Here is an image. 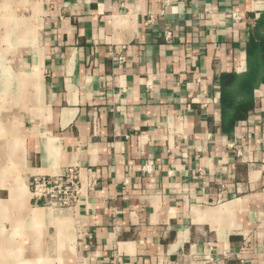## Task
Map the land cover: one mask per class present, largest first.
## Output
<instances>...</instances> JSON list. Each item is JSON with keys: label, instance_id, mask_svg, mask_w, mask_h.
Here are the masks:
<instances>
[{"label": "crops", "instance_id": "obj_1", "mask_svg": "<svg viewBox=\"0 0 264 264\" xmlns=\"http://www.w3.org/2000/svg\"><path fill=\"white\" fill-rule=\"evenodd\" d=\"M262 12L0 0V264H264V84L229 134L220 102ZM70 169L76 204L35 201Z\"/></svg>", "mask_w": 264, "mask_h": 264}, {"label": "trees", "instance_id": "obj_2", "mask_svg": "<svg viewBox=\"0 0 264 264\" xmlns=\"http://www.w3.org/2000/svg\"><path fill=\"white\" fill-rule=\"evenodd\" d=\"M251 18L254 23L248 28L245 45L247 71L223 73L220 77L221 127L228 134L254 110V93L264 84V12Z\"/></svg>", "mask_w": 264, "mask_h": 264}, {"label": "built area", "instance_id": "obj_3", "mask_svg": "<svg viewBox=\"0 0 264 264\" xmlns=\"http://www.w3.org/2000/svg\"><path fill=\"white\" fill-rule=\"evenodd\" d=\"M172 33L167 32V38H171ZM125 54L121 53L120 61L124 62ZM152 163L146 165V171L150 170ZM79 172L70 169L61 176H34L32 197L36 202H45L47 206L61 208L71 207L79 200L80 178ZM93 184H95L93 182Z\"/></svg>", "mask_w": 264, "mask_h": 264}]
</instances>
